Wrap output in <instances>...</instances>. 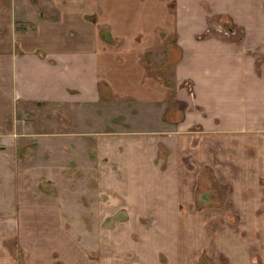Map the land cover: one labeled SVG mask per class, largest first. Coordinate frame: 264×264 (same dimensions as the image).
Here are the masks:
<instances>
[{"label": "crops", "instance_id": "1", "mask_svg": "<svg viewBox=\"0 0 264 264\" xmlns=\"http://www.w3.org/2000/svg\"><path fill=\"white\" fill-rule=\"evenodd\" d=\"M162 1L166 0H23L21 8L16 9L15 0H0V153L19 152L23 141L24 150H33L47 149L49 137L55 138L56 146L61 138L71 139L72 153L84 159L82 165L78 162L75 175L89 168L98 187L97 211L103 216L176 214V201L185 198V185L191 184V175L181 161L191 148L189 121H197L202 134L231 137L236 142L232 146V168H262L264 172V0H170L173 12L167 17L164 40L175 36L167 55L174 58L173 97L184 105V116L178 123L156 119V128L93 135L79 131L26 134L34 136L31 140H24V134L18 133V106L99 104L103 101L101 86L118 100L130 95L131 84L143 88L149 81L148 91L142 90L137 99L143 103L163 101L165 94L161 93L166 89H161L158 80L144 76L139 60L142 51L160 49L155 30L161 23ZM135 4L139 8L135 15L142 18L138 17V27L146 24L145 31L149 32L143 44L134 43L127 30L128 22H134L128 21L127 8ZM92 13L98 17L93 23L82 20L83 15ZM220 18L240 28V34L223 37L202 33L208 22ZM85 23L88 27L81 32L79 26ZM186 80L191 83V98L183 90ZM164 129L174 132L172 140L165 138ZM64 146H51V151H64ZM43 158L47 160V155ZM52 161L46 162L49 172H42L53 173L55 169L59 180L64 177L63 169L71 167ZM1 164L6 166L7 160ZM43 176L46 184L56 181L53 175ZM187 190L189 193L190 188ZM15 191L6 192L4 201L15 198ZM54 204L47 207V201L36 205L24 202L16 212L2 211L0 205V216L13 212L17 217L50 215L51 224H37L39 229L35 231L45 227L52 233H62L64 205ZM25 221L33 240V219ZM34 242L43 246L42 240ZM86 260L82 263L95 264ZM58 262L69 264L62 258ZM26 263L41 264V260ZM108 264H113L112 258Z\"/></svg>", "mask_w": 264, "mask_h": 264}, {"label": "rangeland", "instance_id": "2", "mask_svg": "<svg viewBox=\"0 0 264 264\" xmlns=\"http://www.w3.org/2000/svg\"><path fill=\"white\" fill-rule=\"evenodd\" d=\"M15 1L16 9L21 8L23 0ZM162 2L163 8L159 9L161 23L155 30L160 49L158 52L142 51L139 60L144 76L158 80L161 89H166L164 93L161 91V95L165 94L163 101L143 103L137 99L142 90L148 91L146 84L150 82L145 81L143 88H136L135 84H131L133 87H128L130 95L118 100L109 96L107 88L101 86L103 101L94 105L24 104L18 106L16 118L17 131L24 134V140L33 139L34 136L25 137L31 133L79 131L85 135H93L100 131H141L156 128L159 125L156 119L173 120L175 123L181 121L184 105L173 97L174 58L167 55V49L173 45L175 36L173 34L168 42L164 40L169 27L167 17L173 12V1ZM136 6L127 8L128 21H134L128 22L127 30L131 32L134 43L143 44V37L149 32L145 31L146 24L141 29L138 27L141 24L139 16L135 15L139 9ZM97 18V13H92L83 15L82 20L93 23ZM79 27L83 32L88 25L80 24ZM99 28L96 30L97 36ZM105 30L111 36L106 28ZM240 32L241 29L229 21L223 23L218 20L208 22L202 33L234 37ZM109 40L110 38L107 43ZM182 86L187 97L191 98L190 81L186 80ZM189 124L191 148L181 156V161L187 174L191 175V184L190 187L185 185V198L176 201V214L171 216L100 215L97 211L98 201H95L98 187L91 171L85 168L84 172L79 170L75 175L80 167L78 162L82 165L84 159L75 157L72 153L71 143L69 144L71 139L61 138L60 145L63 143L66 148L64 151L58 149L59 151L52 152L51 146L60 145L56 146L55 138L49 137L46 138L47 149L38 147L24 150L23 141L19 145V152L0 153L2 211L16 212L24 202L36 205L45 204V201L50 204L47 207L55 206L56 203L57 206L64 205L65 209L60 216L64 227L62 233H52L45 227L42 231H35L39 229L37 224H51L50 215L17 217L13 215L15 212L9 216L1 215L0 264H27L26 261L34 263L40 260L41 264H59L55 261L61 258L69 264H77L78 260L83 264L84 259L95 261V264H108L109 258H112L113 264H264L262 168H232L235 158L232 146L236 142L231 137L215 138L202 134L197 121H189ZM163 134L167 140L173 139L174 132L171 130L164 129ZM252 142L259 144L262 140L253 139ZM43 154L47 155V160L43 158ZM48 159L71 167L63 169L64 177L59 178L60 181L55 176V169L53 173H48L49 169H45ZM4 160H7L6 166L1 164ZM40 165L43 169L39 168ZM45 170L48 171L47 174L42 172ZM43 175L45 178L53 175L56 181L46 184V179H42ZM12 190H16V199L13 196L10 203L4 201L6 199L3 195ZM30 219H33L34 225L31 233L33 240L30 238L29 226L25 224V220ZM51 235L54 236L50 237ZM35 239L42 240L43 246H35ZM30 244L32 247H29Z\"/></svg>", "mask_w": 264, "mask_h": 264}, {"label": "trees", "instance_id": "3", "mask_svg": "<svg viewBox=\"0 0 264 264\" xmlns=\"http://www.w3.org/2000/svg\"><path fill=\"white\" fill-rule=\"evenodd\" d=\"M220 21H222L223 23H225V21H224V19H223V18H220ZM99 90H100V88H99Z\"/></svg>", "mask_w": 264, "mask_h": 264}]
</instances>
